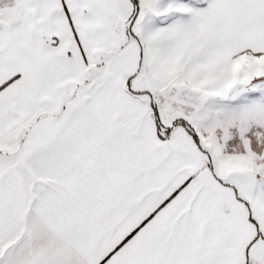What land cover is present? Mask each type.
<instances>
[{
    "label": "snow or ice",
    "instance_id": "1",
    "mask_svg": "<svg viewBox=\"0 0 264 264\" xmlns=\"http://www.w3.org/2000/svg\"><path fill=\"white\" fill-rule=\"evenodd\" d=\"M0 264H264V0H0Z\"/></svg>",
    "mask_w": 264,
    "mask_h": 264
}]
</instances>
